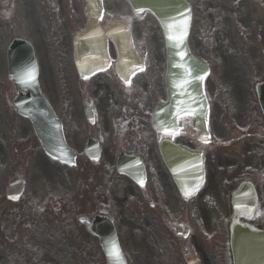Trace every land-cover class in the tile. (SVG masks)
<instances>
[{"label":"rangeland","instance_id":"374dc122","mask_svg":"<svg viewBox=\"0 0 264 264\" xmlns=\"http://www.w3.org/2000/svg\"><path fill=\"white\" fill-rule=\"evenodd\" d=\"M77 1V0H76ZM113 1V3H112ZM192 3L194 0H190ZM240 5L236 3L235 0H217V7H227L226 9L221 8L220 14H218L219 20L217 25L221 23L222 20H224V27L223 31L224 33H229L231 36V46L229 48L232 49V52L230 55H232V60L229 62L232 63V61H237L238 58L242 57L240 61L237 63V71H236V77L239 78V84L240 87L243 85V81L250 76V71L246 69V63L249 64L253 69L258 68L259 66H263V71H256V75L254 73V76L252 78H260L264 75V64H258L255 62L251 57L248 55V50L253 44L256 42L257 38H255V34L258 30H260V27L258 25V22L262 20V10L261 7L254 1V0H238ZM106 6L108 8V12L113 13H119L121 15H125L129 12L126 4L122 0H106ZM239 8L240 11L238 13H235L233 11V7ZM112 7V9H110ZM110 10V11H109ZM112 10V11H111ZM115 12H114V11ZM71 14V10H68ZM113 12V13H112ZM196 19L197 16L199 17V14L195 12ZM224 14V15H223ZM75 15L79 16V22L78 27L75 29L81 27L82 24V17L79 14L78 10L76 9ZM244 17V20H239V16ZM77 26V24H76ZM206 22L201 24L199 27L194 28L192 38H191V46L196 52V49H199L197 46L200 47V49H204L203 44L194 46L193 40H194V32L196 30L199 31L201 27H204L203 30V36L201 37V40L204 38H208V33L210 32V29L206 26ZM241 28V29H240ZM141 30L144 32L143 26H141ZM61 31V28H60ZM221 31V28L220 30ZM243 32V34L241 33ZM137 35V32H136ZM149 37H151L152 34H148ZM244 35V36H243ZM154 39V36H152V41ZM195 41V40H194ZM160 47V54L162 55V40L159 36V44ZM47 49V47H46ZM236 50V53L234 51ZM155 51V50H153ZM1 56V55H0ZM154 60H157L159 58L158 55H153ZM212 66L214 68V59ZM245 60V61H243ZM45 65L47 68V72L50 74V88L48 91H45L42 89V93L44 96L47 97L48 102L50 103L52 109L54 110L55 114L59 117L60 116V106H59V92L56 88V80L53 77V59L48 53L45 58ZM0 70H1V61H0ZM221 71V70H220ZM255 72V71H254ZM262 73V74H261ZM2 75V74H0ZM160 75V72H159ZM158 75V76H159ZM209 82V101H210V107L213 111L212 121H211V135L218 137L219 140L223 141L220 143V146H211L206 152L208 153V161H207V170L209 172V178H210V185L207 183V192L211 190V187L213 184H215L217 187L219 186V180L218 178L215 179V171L216 172H228L231 170L233 166L226 165L229 164L225 158L222 156H229L235 159L236 156L240 155L243 150V142H240L235 148L231 147L235 144L233 143V138L239 134L237 130V126L235 127L233 121L232 123L230 120L233 119V117L236 115V109L234 107L235 102L233 101L236 97V91H233L229 94L228 97H224L222 92H225V86L228 84H223L222 81H220L217 77H213L208 80ZM247 82V81H245ZM244 87H242L243 96L240 95L241 101H242V107H244L248 100H251V97L249 98L247 94L244 93ZM213 104V106H212ZM224 105H231L229 107H225ZM242 123V120H240ZM254 131H249V133H253ZM217 157H220L217 159ZM239 160V159H237ZM240 161V160H239ZM217 163L222 164L217 166ZM238 164V163H234ZM254 166V165H252ZM263 175H264V167L262 168ZM0 173L3 174V171L0 170ZM223 179H222V190L220 194V199L222 201V205L224 206V193L226 191V187L228 188L230 184V180H226V173H224ZM9 176V175H8ZM6 176V178L8 177ZM4 177L0 175V193L3 191V185L4 188L6 187L7 180L4 181ZM263 184H264V179ZM227 181V182H226ZM207 182V181H206ZM4 183V184H3ZM204 195V193H203ZM167 196L170 200V202L175 206L172 208V212L176 208L182 207V202L178 195L176 194L175 190L169 186L167 187ZM202 196V195H201ZM219 197V195L212 199H204L202 201V198H197L191 203H186L188 205H183V213L185 219H188L185 221L186 224H191L192 222L194 224L193 217L196 216V219L199 220L196 223V233L195 236L197 238L196 243L198 246L203 249L204 252L207 253V256L209 259L213 262H218V264L223 263V248H224V239H223V229H222V222L224 220L225 216V210L223 209L222 213L217 211V203L216 199ZM0 197V264H15L14 260L18 258V264H63V262H85L84 264H103V259L101 254L99 253V250L97 249L96 245L93 243L92 239V247L89 251H86L85 257L84 255H77V261L73 258H69L68 249L63 250V253L57 255L53 254H47L46 251L50 250L49 248L44 247V252L42 253V248L39 249V253L35 249V239H30L29 237L34 236L35 231L30 230L27 231V227H31V223H35L36 217L39 218L40 215L36 216V213H32L30 211V223L28 222V225H26L27 218L23 217L21 220H19L17 217L12 218L10 221L9 218H6V211L11 208L16 207H10L6 206L4 202L1 201ZM26 198H28V194L26 195ZM215 202V203H214ZM200 217V219H199ZM5 220V221H3ZM16 220V221H15ZM19 220V221H18ZM16 222L18 224H16ZM6 226V227H5ZM153 225H149L147 230L151 234L159 235V229ZM13 228H18L17 231H13ZM82 229V228H81ZM13 231V233H12ZM7 232V233H6ZM210 234H213L211 236ZM10 235H22L25 236L27 239L25 240V243L23 246H27V248H21L23 246H15L10 247L9 242L7 240ZM209 235L211 237H209ZM191 240V239H190ZM189 240V242H190ZM48 241V240H47ZM50 243H53L48 241ZM42 243V238H41ZM217 249L220 250L218 253ZM25 254H24V253ZM144 253V251H143ZM213 253V254H212ZM218 257V259H216ZM5 258V260L3 259ZM60 258V260H59ZM69 258V259H68ZM70 259L72 261H70ZM206 263V262H205Z\"/></svg>","mask_w":264,"mask_h":264},{"label":"flooded vegetation","instance_id":"af4514ba","mask_svg":"<svg viewBox=\"0 0 264 264\" xmlns=\"http://www.w3.org/2000/svg\"><path fill=\"white\" fill-rule=\"evenodd\" d=\"M54 11L56 14L62 13V7H67L70 5L71 0H51ZM57 24L59 25V16H57ZM70 19L67 18V22ZM53 29V28H52ZM136 46V44H135ZM137 47V46H136ZM138 48V47H137ZM143 51V46L140 47ZM73 78V85L76 89L74 97L69 103V106L81 104L82 112L85 108L96 107L97 111L95 117L98 120V114L103 117V162L108 163L107 160H112L114 169L116 170L115 160L119 153L131 152L140 157L148 155V151H145L143 144L140 139H134V135L137 134L138 124L147 123L151 127V113H149L146 108L152 104L153 96L160 92L156 78L152 75H147L138 80V86L134 87L132 81L124 83L120 80L114 73L112 64L103 72L90 76L82 77L75 72ZM140 92L142 93V99H140ZM157 101H154L152 107L156 105ZM77 118V117H76ZM72 125L77 124L75 115L71 117ZM179 129L177 131V138L189 137L194 145L199 149L201 146L199 143L194 141L192 134L189 132L190 120L188 118H181L179 121ZM94 133L90 134V131L85 134L86 137L95 136L98 134L97 123L95 122ZM156 142H158V137L156 133L154 134ZM108 167L103 168V207L107 208L113 201L111 192L114 190L117 192L120 198L117 204H122L125 202L124 192L130 194L134 193V188L132 182L128 179L121 177L125 181L123 182L118 178L113 171H108ZM139 200L136 205H141L146 202L151 196L145 194L143 191L140 192ZM150 205V200L147 202ZM107 210V209H106ZM134 216L137 218H144L145 216H150L151 213L144 212L140 214L136 212L135 209L132 210ZM152 212V211H151ZM147 213V214H146ZM157 218L159 216L153 212Z\"/></svg>","mask_w":264,"mask_h":264},{"label":"water","instance_id":"95a60500","mask_svg":"<svg viewBox=\"0 0 264 264\" xmlns=\"http://www.w3.org/2000/svg\"><path fill=\"white\" fill-rule=\"evenodd\" d=\"M129 4L137 12L143 10H148L153 13L161 22L162 27H164L166 38L168 39V53L174 55L179 54L183 50L184 38L187 34L188 21L180 17V12L186 10L185 3L181 0H128ZM177 3V4H176ZM90 11V18L87 22V28L85 32L93 35L96 33L97 28L95 27L94 17L98 14L100 9L99 0H88ZM117 29L114 38L118 45V50L120 56H125L127 54L131 55L129 48V37L125 28ZM112 36V35H111ZM174 72V77L179 76V72L171 70ZM262 101L260 100V105ZM264 107V104H262ZM21 115L28 117L33 127L38 129L37 116L34 115L32 111L19 110ZM57 149L56 146L53 147ZM51 153V151H49ZM184 180V179H183ZM180 181V180H179ZM182 182V181H180ZM183 183V182H182ZM8 190L9 195L16 194L19 190V185L15 182L10 184ZM239 225V224H238ZM237 224H232L229 228V247L231 254L232 264H264L259 261V258L255 254L254 247L258 246L261 248V253L264 258V237L255 234L257 231L246 226H238ZM101 245L103 247V236L101 238ZM119 264L122 263V259H119Z\"/></svg>","mask_w":264,"mask_h":264},{"label":"snow or ice","instance_id":"6c2138e0","mask_svg":"<svg viewBox=\"0 0 264 264\" xmlns=\"http://www.w3.org/2000/svg\"><path fill=\"white\" fill-rule=\"evenodd\" d=\"M34 79V77H32ZM16 197H13L15 199ZM109 256L115 257L117 260L120 259L121 253L116 245L113 244L112 248L109 250Z\"/></svg>","mask_w":264,"mask_h":264}]
</instances>
